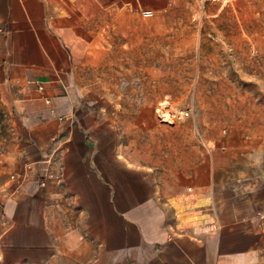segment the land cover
Segmentation results:
<instances>
[{"label": "crops", "instance_id": "1", "mask_svg": "<svg viewBox=\"0 0 264 264\" xmlns=\"http://www.w3.org/2000/svg\"><path fill=\"white\" fill-rule=\"evenodd\" d=\"M171 3L0 0V264H264L261 66L223 78L221 134L146 119L142 149L93 96L108 89L80 83L92 49L103 65V48L135 46L136 25L150 40L190 15Z\"/></svg>", "mask_w": 264, "mask_h": 264}, {"label": "rangeland", "instance_id": "2", "mask_svg": "<svg viewBox=\"0 0 264 264\" xmlns=\"http://www.w3.org/2000/svg\"><path fill=\"white\" fill-rule=\"evenodd\" d=\"M168 6L187 10L190 15L171 17L175 20L163 27L158 25L162 30L150 40L142 38L146 35V25H136L133 48L121 47L123 41L114 49L103 48L106 60H109L103 65L95 63L92 49L87 55L88 61L79 67L83 86L108 89L93 96L112 105V115L119 122L121 133L131 136L135 146L141 149L146 147V134L149 133V129L146 132V119L166 124L168 130L175 124L187 129L193 125L200 141L213 134L218 136L223 132L224 115H230L223 111L229 104V97L220 92L225 75L233 72L238 77L239 72L254 73L260 66L264 72V18L250 0L210 3L205 7L199 0H172ZM228 9L231 15L225 16ZM239 9L245 17H239ZM240 18L245 19L247 25V32L241 37L247 46L243 59L237 49L239 25L244 24L239 22ZM261 27L263 32L257 31ZM154 36H158L159 46H156ZM230 51H236V55H228ZM111 55H116L112 63ZM244 82L254 88L253 80ZM163 91L173 94L165 95ZM231 98L239 102L242 97ZM148 104L155 111L146 113ZM3 119L4 114L0 113V121ZM5 133L3 126L0 135ZM1 147H4L3 143Z\"/></svg>", "mask_w": 264, "mask_h": 264}, {"label": "built area", "instance_id": "3", "mask_svg": "<svg viewBox=\"0 0 264 264\" xmlns=\"http://www.w3.org/2000/svg\"><path fill=\"white\" fill-rule=\"evenodd\" d=\"M199 1H200L201 5L203 7H205L207 4H210V3L227 4V3H231V2L236 1V0H199ZM144 14L146 17L152 16V12H150V11H146Z\"/></svg>", "mask_w": 264, "mask_h": 264}]
</instances>
